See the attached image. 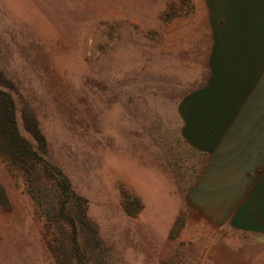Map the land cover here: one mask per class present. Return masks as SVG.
Returning a JSON list of instances; mask_svg holds the SVG:
<instances>
[{"label":"rangeland","instance_id":"obj_1","mask_svg":"<svg viewBox=\"0 0 264 264\" xmlns=\"http://www.w3.org/2000/svg\"><path fill=\"white\" fill-rule=\"evenodd\" d=\"M215 16L205 0H0V94L38 156L0 131V264H190L216 241L191 200L210 151L184 120H264V44L216 60Z\"/></svg>","mask_w":264,"mask_h":264},{"label":"crops","instance_id":"obj_2","mask_svg":"<svg viewBox=\"0 0 264 264\" xmlns=\"http://www.w3.org/2000/svg\"><path fill=\"white\" fill-rule=\"evenodd\" d=\"M205 2L208 11L216 13L217 30L212 35L216 60L244 61L253 56L254 46L264 44V0ZM243 45L249 53H242ZM229 46H239L242 54L222 51ZM245 68L238 66L232 75L242 76ZM254 102L262 111L264 87L255 93ZM183 131L186 140L210 151L208 168L191 200L201 218L216 228L212 231L216 241L198 247L190 264H264V173L259 182L258 176L248 175L264 172V120L244 116L238 120H184Z\"/></svg>","mask_w":264,"mask_h":264},{"label":"trees","instance_id":"obj_3","mask_svg":"<svg viewBox=\"0 0 264 264\" xmlns=\"http://www.w3.org/2000/svg\"><path fill=\"white\" fill-rule=\"evenodd\" d=\"M4 99L7 100L6 98L1 97L0 94V131L4 135L2 143L6 146L10 153L18 156L19 160L24 162L25 164L26 158H29L31 156H38L32 150V147L29 145V142L20 134L15 121L14 111ZM57 173V181H59L60 179H62V176L59 174L58 171ZM58 185L62 187V191H64V193L66 194L65 196L69 197V193L67 191L68 183L63 179L62 184L58 183Z\"/></svg>","mask_w":264,"mask_h":264}]
</instances>
